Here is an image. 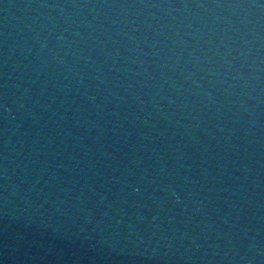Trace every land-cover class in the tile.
Masks as SVG:
<instances>
[{
	"label": "water",
	"instance_id": "obj_1",
	"mask_svg": "<svg viewBox=\"0 0 264 264\" xmlns=\"http://www.w3.org/2000/svg\"><path fill=\"white\" fill-rule=\"evenodd\" d=\"M0 264H264V0H0Z\"/></svg>",
	"mask_w": 264,
	"mask_h": 264
}]
</instances>
